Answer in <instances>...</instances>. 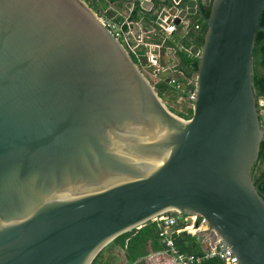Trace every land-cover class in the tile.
Segmentation results:
<instances>
[{
	"label": "water",
	"instance_id": "95a60500",
	"mask_svg": "<svg viewBox=\"0 0 264 264\" xmlns=\"http://www.w3.org/2000/svg\"><path fill=\"white\" fill-rule=\"evenodd\" d=\"M122 1L206 23L193 115L154 87H176L174 70L142 69L88 1L0 0V264H92L164 212L206 218L199 236L264 264V194L252 177L264 0H212L209 16L208 0Z\"/></svg>",
	"mask_w": 264,
	"mask_h": 264
},
{
	"label": "trees",
	"instance_id": "16d2710c",
	"mask_svg": "<svg viewBox=\"0 0 264 264\" xmlns=\"http://www.w3.org/2000/svg\"><path fill=\"white\" fill-rule=\"evenodd\" d=\"M95 10L101 14H107L109 6L117 0H86ZM211 4V3H210ZM210 4L204 5V11L207 16L210 14ZM141 8L135 7L131 15L132 21H138L140 18ZM194 20V26L189 31L186 37L182 39L184 49L179 51L180 62L176 67V74L179 78L177 82L185 81L193 76L198 70L199 58L190 57L186 52V48H190L193 53L202 49L204 37L207 31V25L199 15L191 16ZM260 23L264 25V9L261 15ZM199 26L198 28L196 26ZM158 40V39H154ZM138 63L139 61L133 57ZM141 65V64H140ZM154 87L162 98H170L177 100V95H187L188 91H182L178 86L174 87L169 82L158 80L154 83ZM253 87L255 95L258 99L257 105L259 109V99L264 97V30H259L256 35L255 47L253 51ZM190 89V87H188ZM182 110L170 107L173 112L179 116L190 119L193 115V109L190 106H184ZM264 127V119L262 120ZM252 177L259 190L264 194V139L261 143L260 156L252 169ZM159 228L156 222L148 221L140 229H133L132 231L123 233L115 238L107 247L100 251V253L93 260L92 264H117V254L114 253L116 247L121 249L126 263L128 264H147L150 261L147 255L151 251L163 250V245L159 237ZM195 237L192 234L180 233L175 236V242L178 248L183 252L193 253L198 252ZM164 257V256H163ZM161 257V258H163ZM200 264H221L219 259H210Z\"/></svg>",
	"mask_w": 264,
	"mask_h": 264
},
{
	"label": "built area",
	"instance_id": "2783aa9c",
	"mask_svg": "<svg viewBox=\"0 0 264 264\" xmlns=\"http://www.w3.org/2000/svg\"><path fill=\"white\" fill-rule=\"evenodd\" d=\"M212 0H208L210 4ZM178 4V3H177ZM178 10L176 15H163L161 17L162 23L159 28L151 30H142L141 27L137 26V23L126 20L122 24L117 21L110 19L102 14L101 18L107 25V27L120 39L124 46L129 50L132 57L136 58L139 62L137 63L146 72L149 66H156L157 71L154 69V73L161 72L165 69L161 67L158 59L159 49H162L166 39L177 31L180 25L175 23L178 17ZM124 24L127 25V29L124 28ZM134 25V26H132ZM199 27L198 25L196 26ZM158 39V40H154ZM182 50V48H181ZM186 52L190 57L199 58L201 54V49L193 53L190 48H186ZM141 64V65H140ZM176 73V71H173ZM172 81L176 82V79L172 77ZM190 84L188 87L187 96L190 100L195 98L196 90L193 85V78L188 79ZM180 82H177L179 87ZM259 104L261 109H264V99L262 97L259 99ZM153 221L157 222L161 232V238L165 243V248L159 254H165L169 257L171 264H200L206 260L218 258L223 264H240L238 256H236L231 248V246L223 239L217 237L214 244L208 238H204L206 243V248L201 254H185L181 253L174 242L173 237L168 232L170 228L175 229L177 234L188 233L193 236H198L201 231L210 230L209 223L206 218L198 215H183V214H170L169 212H164L156 216ZM132 231V230H131Z\"/></svg>",
	"mask_w": 264,
	"mask_h": 264
},
{
	"label": "crops",
	"instance_id": "0c3cea01",
	"mask_svg": "<svg viewBox=\"0 0 264 264\" xmlns=\"http://www.w3.org/2000/svg\"><path fill=\"white\" fill-rule=\"evenodd\" d=\"M128 2L126 1H122V0H117L116 2L112 3L109 6V14H105L106 17L113 19L115 21H117L118 23L122 24L123 22H125L126 20H129L131 22L137 23L138 27H141L142 30H151V29H155V28H159L160 24L158 23V18L162 17L163 15H167L160 13V15H151V14H144L143 12H139L140 13V18L138 21H132L131 15L133 13V11L135 10V8H131L129 9L127 7ZM104 15V14H102ZM193 21L191 19V16L187 19L185 18L182 23L180 24L179 28L177 29L176 32H174L171 36L168 37V39H166L164 46L162 48V55H161V63L163 65H165L167 68H171L174 71H176V67L178 66L179 62H180V56H179V51H181L184 49L183 44H182V39L184 37L187 36V34L189 33V31L192 29V27L194 26ZM193 25V26H192ZM134 26V25H132ZM124 28L127 29V25L124 24ZM153 221V220H151ZM155 222V221H153ZM158 228H159V237H160V241L162 243L163 250L165 248V243L163 242L160 232L162 229H160L158 223L156 222ZM145 225V224H144ZM144 225H142L141 227H143ZM141 227L137 228L140 229ZM170 235L173 237L174 242H175V236L179 235L175 232V229L170 228L169 231ZM205 237L202 236H196L195 237V242L197 243L196 248H198V252H193V253H188V252H183L181 251L178 246L176 245L177 249L181 252V253H185V254H201L202 252H204V249L206 248V243L205 240H203ZM176 244V242H175ZM161 250V251H163ZM159 251V252H161ZM159 252L157 251H151L150 253L147 255V258L150 262L147 264H153L154 261L152 259L156 258L159 256V258L164 259L166 258L169 261V257H167L165 254H159ZM214 259H218V258H214ZM151 260L153 261L151 263ZM210 260V259H209ZM220 260V259H219ZM207 261V260H206ZM221 261V260H220ZM169 263L171 264L172 262L169 261ZM221 264H223V262L221 261Z\"/></svg>",
	"mask_w": 264,
	"mask_h": 264
},
{
	"label": "rangeland",
	"instance_id": "374dc122",
	"mask_svg": "<svg viewBox=\"0 0 264 264\" xmlns=\"http://www.w3.org/2000/svg\"><path fill=\"white\" fill-rule=\"evenodd\" d=\"M158 52H159V57L161 58V55L163 53L162 49H159ZM158 61H159V64L161 65V67H163V69H165V68L168 69L165 65H163L161 63V59H158ZM149 69H151L153 72L151 74L150 73H148V74L152 75L153 77L156 76L158 73H160V71L154 73V69L157 71V67L154 66V65L149 66ZM172 77L175 78V79L179 78L178 74H176V73H172ZM163 99L167 102L169 107H173V108L179 109V110L183 109V105H182V100L181 99H178V100H174V99H170V98H163ZM106 247H107V245L103 249H105ZM114 253L117 254V259H116V263L117 264H128V263H126L124 254H123L121 249L116 247V250H114ZM152 260L154 261L153 264H170L169 261L166 258L161 259V258H159V256L154 258V259H152ZM152 260H151V263L153 262Z\"/></svg>",
	"mask_w": 264,
	"mask_h": 264
},
{
	"label": "flooded vegetation",
	"instance_id": "af4514ba",
	"mask_svg": "<svg viewBox=\"0 0 264 264\" xmlns=\"http://www.w3.org/2000/svg\"><path fill=\"white\" fill-rule=\"evenodd\" d=\"M177 100L178 99H181L182 100V105H183V108H185L184 106H189V101L187 100V95H177Z\"/></svg>",
	"mask_w": 264,
	"mask_h": 264
}]
</instances>
